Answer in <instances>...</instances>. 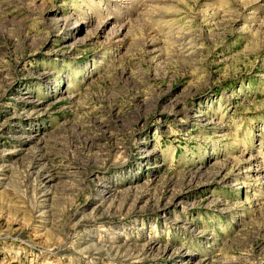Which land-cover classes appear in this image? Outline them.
I'll return each instance as SVG.
<instances>
[{
  "label": "rangeland",
  "instance_id": "obj_1",
  "mask_svg": "<svg viewBox=\"0 0 264 264\" xmlns=\"http://www.w3.org/2000/svg\"><path fill=\"white\" fill-rule=\"evenodd\" d=\"M0 264H264V0H0Z\"/></svg>",
  "mask_w": 264,
  "mask_h": 264
},
{
  "label": "bare ground",
  "instance_id": "obj_2",
  "mask_svg": "<svg viewBox=\"0 0 264 264\" xmlns=\"http://www.w3.org/2000/svg\"><path fill=\"white\" fill-rule=\"evenodd\" d=\"M117 31H119V30H117Z\"/></svg>",
  "mask_w": 264,
  "mask_h": 264
}]
</instances>
